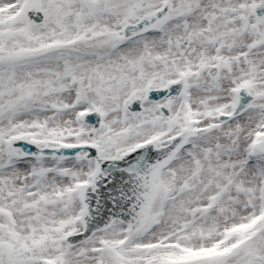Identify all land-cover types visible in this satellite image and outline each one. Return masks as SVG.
<instances>
[{
    "label": "snow or ice",
    "instance_id": "1",
    "mask_svg": "<svg viewBox=\"0 0 264 264\" xmlns=\"http://www.w3.org/2000/svg\"><path fill=\"white\" fill-rule=\"evenodd\" d=\"M0 264H264V0H0Z\"/></svg>",
    "mask_w": 264,
    "mask_h": 264
}]
</instances>
